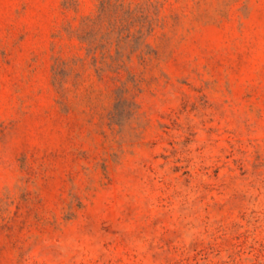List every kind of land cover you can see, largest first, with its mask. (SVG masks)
Here are the masks:
<instances>
[{
  "label": "rangeland",
  "instance_id": "1",
  "mask_svg": "<svg viewBox=\"0 0 264 264\" xmlns=\"http://www.w3.org/2000/svg\"><path fill=\"white\" fill-rule=\"evenodd\" d=\"M0 264H264V0H0Z\"/></svg>",
  "mask_w": 264,
  "mask_h": 264
}]
</instances>
